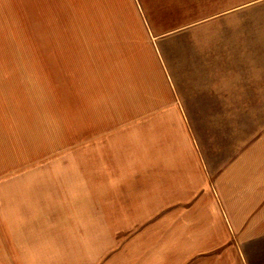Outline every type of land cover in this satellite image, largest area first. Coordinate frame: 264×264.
I'll return each mask as SVG.
<instances>
[{
  "label": "crops",
  "instance_id": "obj_1",
  "mask_svg": "<svg viewBox=\"0 0 264 264\" xmlns=\"http://www.w3.org/2000/svg\"><path fill=\"white\" fill-rule=\"evenodd\" d=\"M100 10L78 164L4 142L0 85V264H264V0Z\"/></svg>",
  "mask_w": 264,
  "mask_h": 264
},
{
  "label": "rangeland",
  "instance_id": "obj_2",
  "mask_svg": "<svg viewBox=\"0 0 264 264\" xmlns=\"http://www.w3.org/2000/svg\"><path fill=\"white\" fill-rule=\"evenodd\" d=\"M106 16L78 12V0H0L1 123L4 142H17L20 156L33 147L35 163L78 164L82 88L105 68L106 28L92 22Z\"/></svg>",
  "mask_w": 264,
  "mask_h": 264
}]
</instances>
